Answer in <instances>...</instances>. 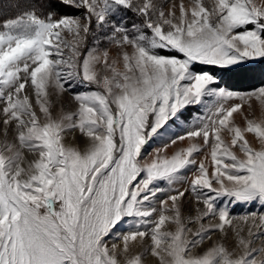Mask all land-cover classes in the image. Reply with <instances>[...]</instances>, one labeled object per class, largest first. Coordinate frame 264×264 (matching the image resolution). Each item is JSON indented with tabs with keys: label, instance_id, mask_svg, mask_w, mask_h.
I'll list each match as a JSON object with an SVG mask.
<instances>
[{
	"label": "snow or ice",
	"instance_id": "snow-or-ice-1",
	"mask_svg": "<svg viewBox=\"0 0 264 264\" xmlns=\"http://www.w3.org/2000/svg\"><path fill=\"white\" fill-rule=\"evenodd\" d=\"M25 7L0 23V264H264V213L232 215L264 208V86L212 70L264 59V0Z\"/></svg>",
	"mask_w": 264,
	"mask_h": 264
},
{
	"label": "trees",
	"instance_id": "trees-1",
	"mask_svg": "<svg viewBox=\"0 0 264 264\" xmlns=\"http://www.w3.org/2000/svg\"><path fill=\"white\" fill-rule=\"evenodd\" d=\"M25 4L26 0H0V23L5 19L22 14L27 10ZM36 10L40 14L41 10ZM68 11L73 10L68 9ZM210 67L212 66H204V69L208 70ZM212 70L230 89L251 91L264 85V62L263 65L245 64L243 68L231 72L223 71L218 67H213Z\"/></svg>",
	"mask_w": 264,
	"mask_h": 264
},
{
	"label": "rangeland",
	"instance_id": "rangeland-1",
	"mask_svg": "<svg viewBox=\"0 0 264 264\" xmlns=\"http://www.w3.org/2000/svg\"><path fill=\"white\" fill-rule=\"evenodd\" d=\"M170 2H171V0H169V3ZM175 2L178 3L179 0H175ZM187 2H188V0H185V3H187ZM165 6L167 7L168 4L166 3ZM129 15H131V14H129ZM100 47H101V49L108 48L109 52H110V55H113V56L115 55L114 46H109L108 44L102 42ZM263 62H264V59L255 58V59H252V60L245 61V62H243V64L244 65L245 64H261V65H263ZM201 67L204 68V66H201ZM219 81H220V86L221 87H226V88H228L231 91L249 92V91H241V90L230 89L229 87L224 85L223 81L220 78H219ZM262 86H264V85H262ZM262 86H260V87H262ZM77 90L78 91H86V90H89V89L85 88L84 86H77ZM251 91H253V90H251ZM206 99H207L208 102L211 101V98H206ZM253 104L256 107V114L259 115V104H258V102L253 101ZM204 108H205V105L188 106L186 117H181V121L183 123H185V124L191 123L197 116L204 115ZM172 127H174L175 132L177 134H183V128L182 127H180L178 125H173ZM73 136L77 137V142H79L80 145L83 146V138H82V134L79 132V130H77L76 132H67L65 134V143H72L73 142L72 141V137ZM249 139H251V136H249ZM159 146H160L159 143H154L153 144V147H159ZM247 212H257L258 214L259 213H264V208H261L258 203L255 204V205H241V204H238L233 209L232 215L233 216H241V215H244ZM147 260L149 261V264H155L154 258L147 257Z\"/></svg>",
	"mask_w": 264,
	"mask_h": 264
}]
</instances>
